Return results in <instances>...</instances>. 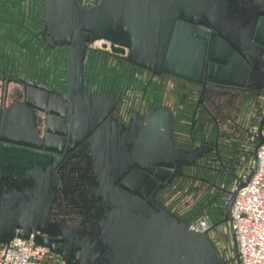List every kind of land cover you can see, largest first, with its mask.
<instances>
[{
	"label": "water",
	"instance_id": "1",
	"mask_svg": "<svg viewBox=\"0 0 264 264\" xmlns=\"http://www.w3.org/2000/svg\"><path fill=\"white\" fill-rule=\"evenodd\" d=\"M95 1L92 6L84 8L76 0H46L43 11L47 46L69 48L66 65L68 90L62 98L69 103L68 99L73 97L74 105H68L73 113V125L78 129L84 126L94 128L115 107L112 95L82 92L87 43L102 40L118 45L128 50L126 62L132 66L200 85L195 108L202 104L205 79L219 86L242 87L243 81L236 83L232 79L239 77L240 71H248L247 67L253 70L251 57L260 59L264 54V15L262 22L253 25L251 32L238 35L233 41L228 40L230 49L222 46L221 50L219 46L214 47L215 41L220 43L216 39L210 43L217 33L213 20L215 0ZM223 49L226 50L225 57L232 54L240 68L225 65V60H221ZM205 58L215 64L213 72H206ZM57 118L63 117L58 115ZM173 124L171 113L158 107L131 125V134L138 133L132 150L133 163L121 165L116 160L107 164L103 169V175L107 176L105 182L99 178L100 166H104L99 157L96 162H91L90 171L97 177L96 189L91 194L94 199L101 200L104 208L92 240L74 245L61 240L59 248L53 249L48 241L35 234H54L46 218L50 206L47 176L54 168L52 164L42 172L38 192H34L31 198L27 195L28 200L20 202L18 198L10 197L12 202L0 204V244L8 243L14 237L27 240L31 234L35 245L48 248L60 257L63 264H226L216 255L207 238L208 231L194 232L188 224L162 210L157 203L146 206L141 200L147 194L142 190L137 197H131L114 187L120 168L142 167L146 163L151 168H175L178 164L193 163L205 153L200 146L191 151L175 150L170 139ZM263 125L264 113L253 135L256 144L251 169L245 182H238L229 193L218 224L229 226L234 197L254 172L256 150L264 144ZM44 148L52 154L58 152L46 145ZM231 244L232 261L239 264L232 237ZM98 245L100 252L96 251ZM76 252L79 253L77 259L73 257Z\"/></svg>",
	"mask_w": 264,
	"mask_h": 264
},
{
	"label": "flooded vegetation",
	"instance_id": "2",
	"mask_svg": "<svg viewBox=\"0 0 264 264\" xmlns=\"http://www.w3.org/2000/svg\"><path fill=\"white\" fill-rule=\"evenodd\" d=\"M45 2L46 0H0V204L12 202L10 197L18 198L20 202L27 201V195L31 198L34 192H38L42 172L54 164L47 176L46 186L50 189V206L46 218L50 231L54 234H35L48 241L53 249L59 248L61 240L68 245L92 240L104 208L101 200L94 199L91 194L96 189L97 180L90 171L91 162H96L97 156L99 157L104 165L100 166L99 178L104 182L107 181V176L103 175V169L107 164L116 160L121 165L133 163L132 150L138 133L131 134V125L158 107L168 110L174 119L170 139L175 150L191 151L200 146L205 153L193 163L178 164L175 168H151L149 163L142 167L134 165L126 169L120 168L117 170L114 187L131 197H137L142 190L147 194L141 200L146 206L157 203L166 211L160 195L176 179L196 180L198 176L194 172L197 170L200 174L208 171L222 179L234 176L228 169L229 160L220 157L219 153L222 148L219 127L224 123L219 125V121L209 113L204 105V97L202 104L194 107L201 90L200 85L166 74H152L136 67L147 72V85L153 78L165 76L169 80L178 81L181 90L193 93L196 91L187 120L181 113V105L169 107L155 104V101L146 100L143 96L139 99H132L131 96L125 98L122 91L112 88L100 92L94 90L84 80L86 52L93 42L87 43L84 54L82 92L112 95L115 107L94 128H75L73 113L68 105L73 106L74 99L70 97L69 103H66L62 98L68 90L66 65L69 48L47 46L43 26ZM76 2L81 7L88 8L96 1ZM214 6V31L217 33L210 43L212 41L213 44L216 39L220 43L215 41L214 47L219 46L221 50L222 46L230 49L228 40L233 41L236 36L251 32L253 25L262 22L264 15V0H215ZM223 52L221 60H225L226 66L240 68L238 60L232 58V54L225 57L226 50L223 49ZM250 63L254 66L253 70L247 67L248 71H240L239 77L232 79L236 83L243 81L242 87L219 86L205 79L204 95L208 88L226 89L247 94L254 102L259 98L264 99V54L260 59L251 57ZM204 65L206 72H213V62L205 58ZM166 89L167 87L164 92ZM170 91L173 90L169 89L168 92ZM198 111L207 113L210 123H207L208 130L196 119ZM58 115L63 118H57ZM226 122L238 126L230 118ZM45 145L56 149L57 154L47 152ZM30 236L33 237L31 234ZM75 237L77 240H74ZM46 249L61 261L60 257ZM96 251H101L99 245ZM73 257L77 259L79 253H74ZM222 261L230 264L227 260Z\"/></svg>",
	"mask_w": 264,
	"mask_h": 264
},
{
	"label": "rangeland",
	"instance_id": "3",
	"mask_svg": "<svg viewBox=\"0 0 264 264\" xmlns=\"http://www.w3.org/2000/svg\"><path fill=\"white\" fill-rule=\"evenodd\" d=\"M7 19V18H6ZM10 19V18H8ZM128 50L117 48L101 41L88 46L84 62V80L94 90L117 89L123 97L131 96L139 99L155 101V104L173 107L181 105V112L186 120L189 118L195 93L181 90L179 82L168 77H155L147 85L148 74L142 69L126 63ZM151 77V76H150ZM167 87V91L164 92ZM169 89L173 91H169ZM204 105L209 113L219 121V142L222 148L220 157L229 160V170L234 174L231 178H219L208 171L197 170L196 180L176 179L170 187L160 195L163 207L177 219L194 224L205 219L210 229L207 238L212 244L220 260L235 264L231 236L228 224H218L222 217V207L229 193L238 184L243 173L249 171L253 161L252 153L256 144L253 135L260 116L264 113V99L255 102L247 94L226 89H210L205 91ZM207 113L198 111L196 119L208 130ZM229 118L238 126L228 124ZM207 128V129H206ZM264 134V125L262 127ZM224 188V190H222ZM227 191H226V190Z\"/></svg>",
	"mask_w": 264,
	"mask_h": 264
},
{
	"label": "built area",
	"instance_id": "4",
	"mask_svg": "<svg viewBox=\"0 0 264 264\" xmlns=\"http://www.w3.org/2000/svg\"><path fill=\"white\" fill-rule=\"evenodd\" d=\"M248 172L238 181L245 182ZM188 227L194 232L210 229L205 219L188 224ZM228 228L236 243L239 264H264V144L256 150L253 174L234 197ZM0 264L63 263L46 248L35 245L30 236L27 240L14 237L0 244Z\"/></svg>",
	"mask_w": 264,
	"mask_h": 264
},
{
	"label": "trees",
	"instance_id": "5",
	"mask_svg": "<svg viewBox=\"0 0 264 264\" xmlns=\"http://www.w3.org/2000/svg\"><path fill=\"white\" fill-rule=\"evenodd\" d=\"M172 215V214H171ZM175 216V215H174ZM176 217V216H175ZM177 218V217H176ZM178 220H179V218H178ZM179 221H181V222H183V223H188V222H184V220H179Z\"/></svg>",
	"mask_w": 264,
	"mask_h": 264
}]
</instances>
